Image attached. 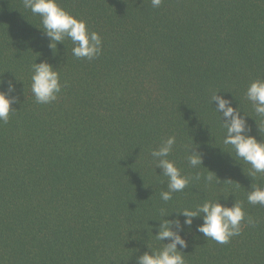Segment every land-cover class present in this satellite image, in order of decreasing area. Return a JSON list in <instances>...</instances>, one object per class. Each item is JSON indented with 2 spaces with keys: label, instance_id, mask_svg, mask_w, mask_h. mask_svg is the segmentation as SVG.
Listing matches in <instances>:
<instances>
[{
  "label": "trees",
  "instance_id": "1",
  "mask_svg": "<svg viewBox=\"0 0 264 264\" xmlns=\"http://www.w3.org/2000/svg\"><path fill=\"white\" fill-rule=\"evenodd\" d=\"M58 3L100 35L97 57L76 58L68 38L53 50L23 0H0V79L18 97L0 122V264H137L163 246L154 236L161 209L174 219L206 200L240 203L245 220L220 244L197 232L203 220L194 217L181 232L186 264H264V205L247 201L264 173L250 176L251 165L228 152L212 103L216 92L230 99L264 139L246 97L264 78V0ZM35 61L59 72L55 101L36 102ZM172 135L168 158L192 179L164 202L167 177L151 153ZM191 143L203 158L197 168L187 161Z\"/></svg>",
  "mask_w": 264,
  "mask_h": 264
},
{
  "label": "clouds",
  "instance_id": "2",
  "mask_svg": "<svg viewBox=\"0 0 264 264\" xmlns=\"http://www.w3.org/2000/svg\"><path fill=\"white\" fill-rule=\"evenodd\" d=\"M151 3L156 8L162 0H151ZM23 6L41 18L42 27L39 28L50 39L49 46L53 50L57 48L58 42H64L65 38H68L74 45L72 54L76 58L92 60L101 53L100 35L91 31L84 19L61 7L58 0H23ZM4 83L5 81L0 79V122L6 123L13 111L12 104L18 97L11 95L15 91V83L12 80L7 81L6 90ZM61 89L57 69L47 61H35L32 65L31 91L36 102L46 104L55 101ZM246 97L252 102L256 115L264 119V78L255 79L249 84ZM213 101L216 102V111L221 114L220 119L226 129L223 144L230 146L231 150L228 152L235 160H242L251 165L250 176L264 173V139L258 140L250 134V126L245 118L248 115H241L238 107H234L230 99L218 95V92L213 93L212 103ZM175 144V135L169 136L151 153L156 166H159L163 170L162 175L167 177V190L160 193V199L164 202L172 200L173 193L182 192L192 179L182 174L175 162L168 158ZM196 148L198 145L193 143L186 148L188 164L193 168L203 165L202 154L194 150ZM211 173L213 171L206 177L209 182L214 178ZM247 201L253 205H264V187H252L247 194ZM176 212V218L164 219L169 213L161 209L162 223L157 226L158 231L154 236L156 240L163 242V246L159 249H151L148 246L151 251L140 255L137 264H186L182 249L187 247L188 242L181 232L184 225H192L194 217L202 216L203 220V223L197 226V232L220 244H225L233 236L239 235L241 222L245 220L244 208L237 202L228 205L219 200H206L195 209L183 208ZM181 214L185 217L183 223L179 219ZM247 222L253 223L251 218H248ZM166 239L170 242L164 243Z\"/></svg>",
  "mask_w": 264,
  "mask_h": 264
}]
</instances>
